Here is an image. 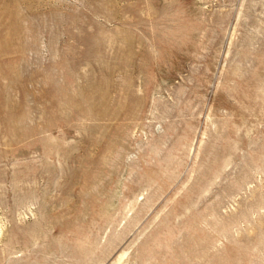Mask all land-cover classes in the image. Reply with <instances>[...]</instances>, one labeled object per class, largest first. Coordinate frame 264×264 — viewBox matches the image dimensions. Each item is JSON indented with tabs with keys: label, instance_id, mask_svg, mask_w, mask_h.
Masks as SVG:
<instances>
[{
	"label": "rangeland",
	"instance_id": "obj_1",
	"mask_svg": "<svg viewBox=\"0 0 264 264\" xmlns=\"http://www.w3.org/2000/svg\"><path fill=\"white\" fill-rule=\"evenodd\" d=\"M0 264H264V0H0Z\"/></svg>",
	"mask_w": 264,
	"mask_h": 264
}]
</instances>
